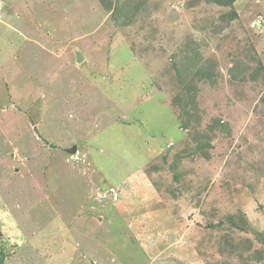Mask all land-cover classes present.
Instances as JSON below:
<instances>
[{
  "label": "rangeland",
  "instance_id": "374dc122",
  "mask_svg": "<svg viewBox=\"0 0 264 264\" xmlns=\"http://www.w3.org/2000/svg\"><path fill=\"white\" fill-rule=\"evenodd\" d=\"M0 264H264V0H0Z\"/></svg>",
  "mask_w": 264,
  "mask_h": 264
},
{
  "label": "built area",
  "instance_id": "2783aa9c",
  "mask_svg": "<svg viewBox=\"0 0 264 264\" xmlns=\"http://www.w3.org/2000/svg\"><path fill=\"white\" fill-rule=\"evenodd\" d=\"M117 197H118V193L115 190H113L112 191V198H113V200H116Z\"/></svg>",
  "mask_w": 264,
  "mask_h": 264
},
{
  "label": "water",
  "instance_id": "95a60500",
  "mask_svg": "<svg viewBox=\"0 0 264 264\" xmlns=\"http://www.w3.org/2000/svg\"><path fill=\"white\" fill-rule=\"evenodd\" d=\"M78 62H81L84 58L81 54H77Z\"/></svg>",
  "mask_w": 264,
  "mask_h": 264
},
{
  "label": "bare ground",
  "instance_id": "6f19581e",
  "mask_svg": "<svg viewBox=\"0 0 264 264\" xmlns=\"http://www.w3.org/2000/svg\"><path fill=\"white\" fill-rule=\"evenodd\" d=\"M78 54H80V53H78ZM83 58H84V57H83ZM18 239H19V238H18ZM18 239H17V240H18ZM19 240H20V239H19Z\"/></svg>",
  "mask_w": 264,
  "mask_h": 264
}]
</instances>
